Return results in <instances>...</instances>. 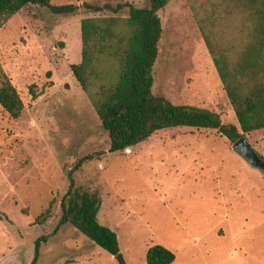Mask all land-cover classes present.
Instances as JSON below:
<instances>
[{
	"label": "rangeland",
	"instance_id": "374dc122",
	"mask_svg": "<svg viewBox=\"0 0 264 264\" xmlns=\"http://www.w3.org/2000/svg\"><path fill=\"white\" fill-rule=\"evenodd\" d=\"M126 5L118 13L82 4ZM73 14L27 6L0 29V69L23 102L18 118L0 105V264H147L162 245L172 264H264V170L216 130L172 128L110 153L71 65L81 62L80 21L128 16L150 0H52ZM153 67L154 95L205 108L240 131L187 0H169ZM264 159V128L243 133ZM70 179L99 197L98 221L118 238L119 257L70 224L58 225ZM50 208L45 221H37Z\"/></svg>",
	"mask_w": 264,
	"mask_h": 264
},
{
	"label": "trees",
	"instance_id": "16d2710c",
	"mask_svg": "<svg viewBox=\"0 0 264 264\" xmlns=\"http://www.w3.org/2000/svg\"><path fill=\"white\" fill-rule=\"evenodd\" d=\"M52 0H0V29L27 6L73 14L80 6H54ZM169 0H150L149 7H129L128 16L85 17L80 21L81 62L72 73L87 94L109 138L108 152L129 149L158 131L172 128L216 130L235 142L264 128V0H187L221 83L232 105L240 131L224 124L218 113L187 104H174L152 93L153 67L162 27L158 12ZM82 6L93 12L118 13L126 5ZM0 105L18 118L23 102L0 69ZM99 197L79 190L73 179L61 200L58 225L70 224L111 255L119 252L116 233L97 219ZM50 208L37 221H45ZM34 242L30 264H36L41 244ZM174 253L162 245L150 247L147 264H172Z\"/></svg>",
	"mask_w": 264,
	"mask_h": 264
},
{
	"label": "water",
	"instance_id": "95a60500",
	"mask_svg": "<svg viewBox=\"0 0 264 264\" xmlns=\"http://www.w3.org/2000/svg\"><path fill=\"white\" fill-rule=\"evenodd\" d=\"M233 149L244 157L253 167L264 170V159L249 144L247 137L242 136L233 143ZM119 253L115 256L119 257Z\"/></svg>",
	"mask_w": 264,
	"mask_h": 264
}]
</instances>
